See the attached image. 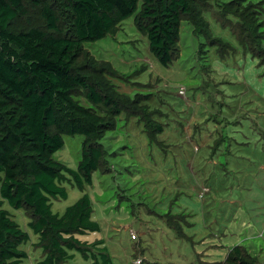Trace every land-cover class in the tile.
<instances>
[{
	"label": "rangeland",
	"instance_id": "374dc122",
	"mask_svg": "<svg viewBox=\"0 0 264 264\" xmlns=\"http://www.w3.org/2000/svg\"><path fill=\"white\" fill-rule=\"evenodd\" d=\"M189 1L201 31L182 21L178 58L168 66L149 51L134 23L137 11L85 42L73 63L126 107L113 118L84 89L73 91L83 106L115 122L98 141L104 162L85 189L100 230L79 236L102 239L109 264H222L233 247L264 264V0ZM32 26L45 29V22L27 3L9 29ZM63 139L53 157L75 169L85 137ZM66 189L65 199L51 200L53 212L62 214L82 194ZM2 207L29 234L19 264H37L43 251L29 212ZM169 211L178 229L166 224ZM71 253L66 264H90Z\"/></svg>",
	"mask_w": 264,
	"mask_h": 264
},
{
	"label": "trees",
	"instance_id": "16d2710c",
	"mask_svg": "<svg viewBox=\"0 0 264 264\" xmlns=\"http://www.w3.org/2000/svg\"><path fill=\"white\" fill-rule=\"evenodd\" d=\"M27 3L37 7L45 29L11 31L9 23L26 13ZM134 13L149 51L163 66L178 58L182 21L201 31L189 0H0V264L26 258L20 245L29 239L4 202L29 212L28 227L43 251L37 264H66L73 250L90 264L111 263L102 239L79 236L100 230L85 189L104 162L98 141L115 122L83 106L73 91L84 89L85 98L105 106L113 118L126 107L88 82L73 63L85 42L103 38ZM74 134L85 137L75 169L53 157L64 145L63 136ZM66 184L82 194L62 214L53 212L51 200L67 197ZM174 216L169 211L165 222L178 229L166 218ZM222 264H254V259L233 247Z\"/></svg>",
	"mask_w": 264,
	"mask_h": 264
},
{
	"label": "built area",
	"instance_id": "2783aa9c",
	"mask_svg": "<svg viewBox=\"0 0 264 264\" xmlns=\"http://www.w3.org/2000/svg\"><path fill=\"white\" fill-rule=\"evenodd\" d=\"M130 237H131L132 239H134V238H135V235H134L133 233H131ZM140 262H141L140 259L135 260V264H139Z\"/></svg>",
	"mask_w": 264,
	"mask_h": 264
},
{
	"label": "crops",
	"instance_id": "0c3cea01",
	"mask_svg": "<svg viewBox=\"0 0 264 264\" xmlns=\"http://www.w3.org/2000/svg\"><path fill=\"white\" fill-rule=\"evenodd\" d=\"M140 264V263H139Z\"/></svg>",
	"mask_w": 264,
	"mask_h": 264
}]
</instances>
